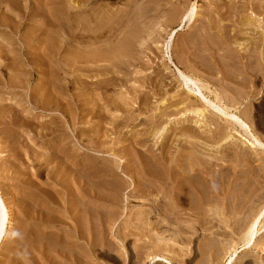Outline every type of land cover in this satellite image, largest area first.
<instances>
[{
    "label": "rangeland",
    "instance_id": "obj_1",
    "mask_svg": "<svg viewBox=\"0 0 264 264\" xmlns=\"http://www.w3.org/2000/svg\"><path fill=\"white\" fill-rule=\"evenodd\" d=\"M3 1L1 2L2 4L0 3V21H1L0 22V45L1 46L3 45L6 50H3V52H1L2 49L0 48V59H2L1 61L6 60V58L10 56L8 53L10 52L11 56H14L18 59L20 58L21 60L24 59L26 63L28 64L27 70H25L24 72L25 73L24 76L28 78L29 89L26 90L28 87H26V89L16 88L17 93L13 95L14 96L13 98L17 97L15 99L17 102L24 101L26 105H27L26 101L30 100L31 90L39 87L40 85H42L43 82L46 81V78L44 76L46 73L49 72V69H50V67L48 66L49 63H52V69L50 70H53L56 67L55 69L56 70L58 69V72H61L59 68H62L64 64L63 62L66 61V59L68 58L71 59V56L69 55L72 52L79 50V48H74V49L73 48L71 49L62 48V49H58L57 51L55 49H52L53 51L50 50L51 52H49L51 53V56L47 54V52H44L43 48H45V46L48 45L47 42L49 40L55 41L54 39L56 40L57 38L60 39L59 36L57 37V34H55V31L56 33L58 31H61V34H64L66 37H68V40H70L71 36L67 34H70L71 33L70 31L72 29L77 28L78 23H79L78 25L84 23V22H81V19H84L82 21H85L87 23L89 21L88 25H90L91 27L93 25L96 26V25L102 24L105 20H107L108 16H110V18L115 17V18H118V20L120 21L123 20L122 22H125V23L123 24V26H121L120 30H116V33L111 32L110 34L112 35L110 34L106 35L108 36V44L104 48H106L107 50H112L113 48L117 47L120 43L119 41L125 35H127L126 31L128 30V26L133 24V21L136 18V15L140 13H144L143 15L146 17L148 24L146 26V29L144 31L145 33L143 34L142 39L140 38L138 39V41L136 40L137 43L135 42V44H133L134 51L132 50L130 54H132L134 58L131 60L135 62L138 61V62H137V66L133 65L132 67L127 69L130 71H133L128 76L130 80H128L127 85L126 84L121 85L120 87H117L118 89L115 88V90L100 88L99 90L97 89V91L95 90L96 92L94 94L92 93L91 96L92 95L93 96L90 97L91 99L96 98L98 97L99 94H101L107 97L113 96V98L114 97L116 98V97H121V94L122 95L129 94L128 92L129 90L133 88V86L135 87L136 85H139V83L137 82V79L138 80L146 79L148 75L150 77L158 76V72L167 73L171 71L172 72L171 74L173 75L174 72H176V69L171 64H169V66L167 65V60L169 61V59L167 56L168 54L166 53L167 52L166 45H167L168 40L170 39V35L175 32L174 33V37H175L174 44L175 45L173 46V55L175 58L174 60L178 61V59L180 58L179 60L185 61L186 55L184 54L185 52L183 50L184 43L189 42L190 39H194L195 36L199 34L197 32H201L200 30L201 28L202 29L206 28L209 25L208 19L206 18V16H207V11L212 6L210 4L211 3L210 1L212 0H188L187 3H186V0H91V1L89 0H59V1L58 0H19V1L12 0L13 3H15L14 4L15 6L13 10L12 9L9 10L10 8L9 6H7V3H6L9 1H5V2ZM83 2H85V4ZM194 4L198 7V12H199L198 18L200 17L199 21L193 28L191 27V29L185 28L183 30H178L179 28H181V25L179 23L180 19L178 17L179 13H180L179 16H182V14H185L187 10L190 9ZM149 6L154 9L151 11L152 8H150L149 10L148 9ZM139 11L141 12L139 13ZM145 11L149 13L147 14ZM135 12H137L138 14ZM260 12L261 10L254 9V16L255 14L257 15L256 18H259V16H262L261 15L262 13L260 14ZM6 13H8V15ZM217 17L218 15L216 16L215 14L214 15L215 19L212 18V20L216 21ZM5 21H7V23ZM169 21L170 23L174 21L175 22L171 26L169 24ZM163 22L165 23L163 24ZM257 24L259 25V23L257 22L255 26ZM255 26L251 30V34H252V37H254L255 35L256 37L255 40H257L258 38L262 37L261 33H262L263 26L260 28H258L257 26L255 27ZM30 27L31 29H29ZM232 27H235V25L234 26L232 25ZM12 29H15V30L12 31ZM52 29L54 30V32ZM63 29H65V31ZM67 30H68V33H67ZM242 30L244 29L242 28ZM191 42H193V40ZM103 43L106 44L107 41L106 42L100 41V42L94 43L90 47L95 48L101 45L103 46ZM233 49L231 50L232 52L230 54L228 52V49H225L224 51L223 49L222 50L220 49L219 50L220 52L218 51L220 54L225 53L227 56H229L227 58V56L224 55L225 57L224 56L223 57L227 60H223L224 58H222V60L224 61L223 65L227 64L224 67L225 69L227 68L230 71L234 69L233 72L231 71L232 73L226 69L227 72H224V73L221 70H220L221 72L217 70L214 73L215 75H209L208 72H207L208 74L207 75L205 74L206 71H203V69H200V67H199V71L201 72L196 70L197 67L196 69H194L195 70L194 72L198 71V73L197 72L196 73L201 78L205 77L204 79L207 80V81L205 80V82H207L212 89L217 90V92H220L222 94L229 93L227 94V96L231 95L230 97L232 98H235V96H237L236 97V108L238 107V110H241V116H243L248 121L250 125L249 130L244 131V129L241 127L236 128L235 125L233 126V124L230 121H228V120H233L232 119L233 117L229 113H224L212 107L209 108V111L207 113L208 115H210V116H207L208 118L206 117L203 119L202 116L199 117L200 116L199 114L197 116L196 113H193V114L191 113L192 121L191 123H188V124H190L189 126L195 127L194 129H196L197 127V129L200 128L204 132L203 133L204 137L201 138L197 136V138L198 137L201 138L200 139L201 141L199 140V138L197 139L194 136L193 138L191 137L192 139L195 138L194 141H197V142L200 141L201 144H203L202 142L206 144H211L210 141H206L207 138H205V136L206 137L209 136L210 128L216 127L217 123H218L217 129H220V128L225 129L223 130V132L227 133L228 131V134L233 135L234 141L231 138H230L231 140L229 139L232 145H230V150H229L230 152H228L229 153L228 156L226 155L225 157V154L223 153L225 150L228 151V149L224 148L223 146L222 148L221 146H219L220 145L219 144L216 147H212V151L206 150L207 155L206 154L204 155V157L206 156V159L205 158L203 159L208 160V159L213 158L212 160H217V163H219L225 168L224 170L227 175L225 180L220 175L221 174L220 170H222V168L220 169V166L215 167V165H212V167L210 168H212L214 172H209V173L215 174V175L218 174V176L221 177L220 179L224 180V182L223 181L221 182L219 180L220 181L219 185L224 183L223 184L225 185L224 187H226V189L228 187L229 190L225 191V193L229 197L228 202H231L234 199L233 196L236 194L234 196L236 200L230 203L232 204L236 202V206H237L236 216L234 214H231L232 212L231 211L229 212V210L227 213L226 212L224 213L225 209L223 210V208L225 207L224 205L226 204H224L223 202H226L227 199L224 193L222 194L220 193L219 194V199H220L219 204L220 205H218L220 206V208L219 207L218 208L219 209L222 208V210L219 213H217L219 214L218 216L217 214L210 216L211 217L210 219H213V220H210L207 218L206 220L202 219L203 220L202 221L203 223H202L199 219L194 220L195 219L194 217H196L195 215L193 216L190 215L188 216V217H191L190 220L194 218L191 221H194V222L196 221L195 223L192 222L194 223L192 224L189 218L187 220V217H186V220L188 222L190 221L189 224L190 225L192 224L191 225L192 227H190L188 226L189 225L188 222H186L188 224L187 225L183 220H179V218L178 220L180 222L178 220L177 222L176 218H174L175 220L167 219L168 220L167 221L165 216L163 215L161 216L165 218V219L163 218L164 219L163 220L162 218H160V215L155 214L150 220V222H153L152 228L150 226V229H152L151 233L154 235L150 236L152 235L150 233V235L148 236L146 233L141 232L139 229L136 230V228L140 227V226L138 227L140 223H141L140 225H142V222H140V218L138 216L130 217L129 213L132 211L131 209H134L137 212L145 210L146 209L145 207L148 208V205L152 200L149 202L144 197H142L143 199L138 197V198H135L136 201H132V203H128V200H127L128 191L124 190L122 191V193H120V196L118 195L120 197V201L119 200L118 201L121 202V204L119 203L114 204V202L112 203L109 201V198L110 199L113 198V197H110V196H113L112 195L113 192L109 190L108 187L105 188V186H107V184L105 183L107 182V179L103 180L104 177H100V175L103 173L101 174L98 173V175H96V181L94 180L95 181L94 185L95 184L96 185L93 187L95 189L97 186L96 188L97 190L96 189L94 190L95 198L92 202L91 208H92L93 214H96V215H94L95 218H92L93 219L92 226H94L92 230L94 231L92 235L90 234L92 237L90 240L91 242H90L89 241L90 235L89 233H87L88 230L87 228H85V224H84L85 223V220H84V208L85 207L81 205V206H77L78 208L75 210L72 209L75 201H73L74 192L72 193L70 191V183L68 182L70 178V173L69 172H68L69 174L65 173L63 177V180H64L63 186L55 185L53 180H50L47 178L46 176L47 174L42 175V176L38 175L37 169L39 167V161H38L39 159L36 161L34 159V156L38 154L39 156H41L39 157L40 160H42L44 157H46L45 155L47 154V152L49 153L50 150H48L46 147L41 145L40 141L36 143L31 142L33 141V139L30 138L32 137V133L30 129H22V128H19L18 125H15L16 128L9 131V128L8 129L6 128V126L8 127L9 125L7 124V122H5L4 118L0 117L2 119V120L0 119V125H1L0 126V129H1L0 130V168H1L0 169V188L2 190L3 196L5 200L7 201L10 209H12L13 220L15 219L13 221L14 222L13 229L10 231L9 236L5 238L4 241L0 244V263L1 264H35V263L36 264H167L159 260H156L155 258L152 257L156 254V253L153 254L152 252H157V253L160 252V254L169 256V258L172 260L171 262L172 264H264V227H263L264 219L259 226L260 231L258 232V236H257L258 242H256L253 247L249 249H245L244 251H241L242 243L244 240L243 237H244V232H245V224H246V221H248L247 219H249L248 217L250 216V219H249L250 221L252 218L255 217V214H258L261 211V209L264 207V73L260 71V68L262 69L264 67V56L262 57L260 55V52H258L260 51L259 48L254 50L253 51L254 57H252L251 62H250L254 64L253 65L251 64L250 66L251 68L254 66V68L252 69L255 72L253 73L252 71V73L250 72L245 73L241 71L240 66L242 68L243 66L242 61L245 62L247 59L245 58L241 62L240 60L237 61L236 59H238L237 57H239L238 55L240 54L237 52L236 46H233ZM135 58H137L138 60ZM33 59L35 63L31 64ZM187 62L185 61V63ZM208 62L210 61L208 60ZM188 63H187V66L191 67L190 66L191 63L190 62ZM240 63L241 65H238ZM180 66L185 68V66H182L181 64ZM233 66L236 67V69ZM237 68L241 71V73ZM256 69L259 70V72ZM235 70H238L236 71L237 73L236 74V84L233 80L227 81L224 79V78H228L227 76L229 77L234 76ZM7 73L9 75L11 72L9 73L8 71ZM164 73H163V76L165 75ZM242 73L244 74L245 77L243 76ZM8 75L6 74L5 75L6 77L3 76L4 80L6 79L5 81L8 80L7 79L9 77ZM62 76H67V75L62 73ZM145 76L147 77L145 78ZM170 78L174 80L175 76L173 75V77H170ZM212 79L214 80L212 81ZM224 80L226 82L225 86L223 85L225 83ZM62 83L60 82V84ZM173 83L174 84H171V86H166V88L169 87L170 89V90L167 89L168 91H170L169 94L174 93L175 90L178 89L179 84H180L177 80L174 81ZM227 83L228 85L230 84L229 87L231 86L230 88H228V90H227V87H228ZM141 86L142 87L140 88H144L145 90L146 89L150 90V93L152 94L153 92H155L154 89L151 90L153 87L147 88L145 84H142ZM225 87H226L227 92L225 91ZM5 90L6 89L2 90V92L3 91L5 92ZM6 92L4 94H6ZM66 95L67 93L62 94V96L64 97V102L68 99V95L67 96ZM206 95H208L207 92H206ZM157 97H152L154 101L153 103H151L152 106H156L160 104L161 99H158ZM211 98L213 99V97ZM202 101L205 104H207L204 99ZM132 105L137 106L136 103ZM27 106H29V104ZM30 106H32L31 103H30ZM232 110L233 112H236L235 109H232ZM35 112L37 113V116L28 114V116L30 117H28L27 122H31L32 124L39 123L38 125L37 124L33 125L34 127L37 126L39 130H40V127L47 128L52 125V122L54 120L52 118H54L55 117L54 115H56V114L53 115L55 111L53 110H50V111L37 110L36 111L35 110ZM144 112L142 110L140 112L141 114L139 112L131 113L130 119L132 118V120L129 122L130 124L124 122L127 127H125V124L123 122L121 123L119 128H122L125 134L129 132L127 134L129 136L130 134H132L131 131L134 132V134H136L134 135L133 138H129L130 140L129 139L125 140V142L123 141L121 144H119L121 148H124L126 146L127 147L135 146L137 144V141L144 139L145 138L144 134L150 131V128L149 127L147 128V125L145 123L147 122L146 120H148L147 118H150L153 114L151 112H149L148 114H145ZM229 112H232V111H229ZM58 113L59 115L62 114L60 112ZM245 113L247 117L245 116ZM61 116H63V114ZM113 116L116 117L117 115L113 113L108 120L115 119V117ZM174 116H178V114L176 115L174 114ZM30 118H32L33 120L32 119L30 120ZM64 119H67V117ZM197 119L199 120L200 123L198 122ZM1 122H3L4 124ZM147 123L149 124L150 121H148ZM201 123H202V126H201ZM4 125H6L5 128H4ZM182 125L184 126V124ZM182 125H179V126L182 127ZM108 126L110 125L108 124ZM97 127L98 126H96L95 128ZM222 129L218 135L223 134ZM175 131L176 132L179 131L178 128ZM178 134L180 136V133ZM111 135L112 136H110L109 134L108 136L109 140L110 138L111 139L114 138L116 136V133L113 134L111 132ZM255 136L258 138V140H260L261 143L256 141ZM151 137L152 136H150V138L149 137L145 138L147 142L152 141ZM47 138H50V135H47L45 140H47ZM203 139L206 142L203 141ZM111 142L110 144H108V146H106V149L104 150L106 153L104 151H98V150L97 152L99 153L97 152L95 153L97 155H101L100 158L98 157V159H96V162L98 166L101 165L100 167L107 168L108 171L107 170L106 172L104 171V174L105 173L107 174L108 172L107 175H110L109 174L110 173L109 169L111 168L110 166L113 167L114 165L115 167L117 160L119 159L117 156L115 157V155L108 154L114 148L113 147L114 144L112 145ZM178 142L179 140H174V142H172L173 145L171 147H172L173 152L175 153H177L180 149H183L181 142L179 143ZM170 143H171V140L169 141V144L167 147L168 149H169ZM222 145H223V142H222ZM83 147L84 146L82 144H80L79 142H76V145L73 147V150L67 154L69 156V154L71 155L73 153L71 164L77 163L78 161L82 160L84 157L87 156L86 152L88 150L85 147L84 148ZM217 147L218 148L220 147V148L218 149ZM215 148L217 150H215ZM219 150L221 153L219 152ZM159 151L160 149L157 150V152ZM217 151H218V154H217ZM121 153L122 152L120 151L119 155ZM222 153L224 155H222ZM105 156L107 157L104 158ZM216 156H218L220 159H216L217 158ZM64 157L66 159L67 156L65 155ZM102 157L104 160L102 159ZM64 162H63L64 165H68L67 161H64ZM103 163H106V164L109 163V164L107 166V165H104ZM130 164H132V162ZM224 164L226 166H224ZM54 165H55V162L54 163L52 162L49 165V168H52V166ZM118 173L115 175V177H113L114 179H111L112 181L114 180L113 182L112 181H110V183L108 182L109 184H112V183L113 185H116V184L118 185L119 183L123 184L124 180L129 179V178H126V176H124L123 172L120 173L119 171ZM209 178L212 179V175L209 174ZM209 178H207L208 181L210 180ZM211 181L212 180H210L209 182L211 183ZM209 182H207V184ZM230 184H232V186ZM101 188H104V189H101ZM107 190H109V192ZM53 193H56L57 195ZM48 194L51 197V200ZM53 196L55 197L52 198ZM54 199L56 200L57 203L55 202ZM114 199H111V201L112 200L115 201ZM230 199L232 200L230 201ZM58 201H59V204H58ZM151 203H150V206H151ZM112 210L116 212L115 214L116 216L112 215L111 213L113 212ZM225 211H227V209ZM48 213H51V214H48ZM58 214L60 218L57 216ZM230 214L232 216H230ZM213 216H216V218H213ZM56 217L60 219V221L56 224L57 226H54L51 221L52 219ZM77 219L80 220L79 221L80 229H79V226L76 225L78 221ZM249 221L247 222V225ZM31 226H33L36 229V233H37V230L41 232V233L39 232L37 236H33L36 238H32L31 234H34L35 229ZM154 227H158V228L156 229ZM205 228L206 230H204ZM56 230H59L58 232L61 235L63 234L62 238L60 239L61 241L59 240L60 243L58 242L59 244L57 245L55 244L56 242L55 237H53V235L51 234L53 231H56ZM129 231L130 233H128ZM42 232H44L46 235H44ZM21 235L22 236L25 235L23 236L25 237L23 241L20 240L22 238ZM178 235H181V236H178ZM43 237L47 239H43ZM152 237H155L156 240H158V242L160 241L159 239L161 240L167 239L168 241L171 240L172 243L168 242L167 240H166L167 242L163 240L164 242L162 243L161 241L160 243L158 242L155 243L154 245L156 246L154 245H152L153 247L151 245L148 246L147 247L148 250L144 249L143 246L149 239H152ZM42 241L44 243H42ZM18 245L19 247H21L20 249L21 252L19 250L17 254L15 251ZM162 246L165 248L163 249ZM169 246L170 247L172 246V247L169 249L168 248ZM140 248L144 250L141 251ZM158 248L160 249L162 248V249L159 251ZM236 251L238 253V256H236ZM148 253L152 255L148 257L149 255Z\"/></svg>",
    "mask_w": 264,
    "mask_h": 264
},
{
    "label": "bare ground",
    "instance_id": "obj_2",
    "mask_svg": "<svg viewBox=\"0 0 264 264\" xmlns=\"http://www.w3.org/2000/svg\"><path fill=\"white\" fill-rule=\"evenodd\" d=\"M2 1L3 0H0V3ZM5 1H9V2H6L7 6H9V8H10L9 10H11V9L13 10L15 3H13L12 0H5ZM5 1H3V2H5ZM89 1H91V0H89ZM187 1L188 0H186V3H187ZM210 2H211L210 4L212 6L210 5L211 7L207 11V16H206V18L208 19L209 25L203 29L200 27L201 32H197V33H199L198 35L195 33L197 36H195V38L192 37L194 39H190L191 41L193 40V42H191L188 39L189 42L184 43V49L183 50L185 52L184 54L186 55L185 61L190 62L191 67L187 66L188 62L185 63V61L179 60L180 58L178 59V61L174 60L175 59L174 55H173V46L175 45L174 44L175 43V37H174L175 32H174L173 34L170 35V39L168 40L167 45H166L167 46V52L166 53L168 54L167 56L169 59V61L167 60V65L169 66V64H171L176 69V72H174V74H173L175 76L174 80L172 78H170V77H173V75L171 74L172 73L171 71L167 72V73L163 72L165 74L164 76H163L162 72H161L162 74L160 72H158V76H154V77H150L148 75V77L145 76V78L147 77L146 79H139V80L137 79V82L139 83V85H136L135 87L133 86V88L131 90H129V92H128L129 94L126 95L124 92L125 95L121 94V97H116V98L114 97L113 98V96L107 97L105 95L99 94L98 97H96V98H92V99L90 98L93 96V95L91 96V94L92 93L94 94L97 91V89L99 90L100 88L101 89L105 88V89L115 90V88L120 87L121 85H124V84L127 85L128 80H130V78L128 76L133 71H130L127 69L132 67L133 65L137 66V62H138V61L135 62V61L131 60L134 57L130 53L134 49L133 44H135L136 40L138 41V39H140V38L142 39L143 34L145 33L144 31L146 29V26L148 24L146 17L143 15L144 13H140L141 11H139L140 14L137 13L138 11L135 12L138 15H136V18L134 19L133 24L128 26V30L126 31L127 35H125L122 38L123 40L120 38L121 40L119 41L120 42L119 45L117 47L113 48L112 50H107L106 48H104L108 44V36H106V35L110 34L111 32L116 33V30L121 29V26H123V24L125 22H122L123 20L122 21L118 20V18L114 17L115 18L114 19L112 17L113 18L112 19V18H110V16L107 15L108 16L107 20H105L100 25H96V26L93 25L95 27H93V26L90 27V25H88L89 21L87 23L85 21H82L84 19H81V22H84V23H82L80 25H78L79 24L78 23L77 28H74V29L71 28L72 29L70 31L71 33L67 34V35L71 36L70 40H68V37H66L64 34H61V31H58L59 33L58 32L56 33V31H55V34H57V37L59 36L60 39H58V38H57V40L54 39L55 41L49 40L50 42L49 41L47 42L48 45H46L45 48H43L44 52H47V54H49L51 56V53H49V52L53 51L52 49H55L57 51L58 49H62V48H67V49L79 48V50H76V51L72 52L71 54L69 53L70 54L69 56H71V59H69V58L66 59V61L63 62L64 64H63L62 68H59V66H58V68L61 70V72H58V69L57 70L55 69L56 67L53 70H50V69H52V63H49V65H48L50 67L49 72L46 73L44 76L46 78V81L43 82L42 85H40L39 87L31 90L30 100L26 101L27 105L29 104V106H27L24 101H18L17 102L15 100L17 97L13 98L14 97L13 95H15L17 93L16 88L26 89V87H28L26 90L29 89L28 78H26L24 76L25 75L24 72H25V70H27L28 64L26 63V61L24 59L21 60L20 58L18 59L14 56H11V53L8 51L7 52L9 53L10 56L8 58H6V60H3V61H1L2 59H0V117L4 118L5 122H7V124L9 125L8 127L6 125H4V128L6 126V128L7 129L9 128V131H11V130L16 128L15 125H18L19 128L30 129V131L32 133V137H30V138L33 139V141H31V142L36 143V142L40 141L41 145H43L48 150H50L49 153L46 151L47 152V154L45 155L46 157H44L42 160H40L39 157H41V156H39L37 153H36L37 155L34 156V159L36 161L39 159L38 160L39 161V167L37 169L38 175L42 176V175L47 174L46 175L47 178L50 180H53L55 185L63 186V181H64L63 177H64L65 173H67V174L70 173V178H69L68 182L70 183V191L72 193L74 192L73 193L74 195L73 194L72 195H73V199H74L73 201H75L72 209L75 210L78 208L77 206H81V205L85 207L84 208V220H85L84 224H85V228H87V230H88L87 233H89V235L90 234L92 235V233L94 231V230H92V228L94 227V226H92V224H93L92 218H95L94 215H96V214H93L91 207H92V202L95 198L94 197V190L97 188V186L95 189L93 187L96 185V184L94 185V182L96 181V175H98V173L99 174L103 173L100 175V177H104L103 180L107 179V182H105L107 184V186H105V188L108 187L109 190H111L113 192V194H112L113 196H110V197H113L111 199L115 198L114 199L115 201H113V200L111 201V199L109 198L110 202H112V203L114 202V204L115 203L121 204V202H119L120 201L119 196H120V193H122V191H124V190L128 191L127 192L129 195V196L127 195L128 203H132V201H136L135 198H138V197L139 198L144 197L149 202L152 200L151 201L152 203L150 202L151 206H150V203H149V205L147 204L148 208L145 207L146 208L145 210L137 212L136 210L131 209L132 211L129 213L130 215L128 214L130 217L131 216H133V217L138 216L140 218V222H142V225H140L141 224L140 223L138 225V227L139 226L140 227L136 228V230L139 229L141 232L146 233L148 236L150 235V233L152 231V229H150V226L152 228V225H153V222H150V220L155 214L160 215V218H162V219L164 217H161V216L162 215L165 216L166 220L167 219L168 220H172V219L175 220L174 218H176V221H177L179 218V220H183L185 223L188 222L187 221L188 218L190 220L191 217H188L190 215L191 216L195 215L197 218L194 217L195 219L194 218L193 219L194 220L199 219L201 222L203 221L202 219H205V220H206V218L210 219L211 218L210 216H212L214 214L216 215L217 213H219L222 210V208L219 209L220 206H218V205H220L219 204L220 203V199H219L220 193L221 194L224 193L226 195V199H227V200L225 199L226 202H223L224 204H226V205H224L225 207L223 208V210L227 209V211L224 210V213L225 212L227 213L229 210V212L230 211L232 212L231 214H234L236 216V207H237L236 202L230 204L231 202H234L236 200L234 197L236 195L235 194L236 191L234 192V194H235L233 196L234 199L231 197L233 200L230 199V201L231 200L232 201L228 202L229 197L225 193L226 190H229L228 187L226 189V187H224L225 185H223L224 183L219 185L220 181L224 182V180L226 179L227 175H226V172L224 170L225 168L222 165H220L219 163H217V160H212L213 158L208 159L209 161L203 159V158L206 159V156L204 157V155L206 154V150L212 151V147H216L219 144H220L219 146H221V147L223 146L224 148L228 149V151L225 150L223 152L225 154V157H226V155L228 156V154H229L228 152H230L229 151L230 145H232L230 140L231 139L233 140V135L228 134V131H227V133L223 132V130H225V129H222V128L217 129V127H218V123H217L216 127H214V128L209 127L210 128L209 136L208 137L205 136V138H207L206 141H210L211 144H206L204 142H202L203 144H201L200 139L202 137H204V134H203L204 132L200 128L197 129V127H196L197 130L194 129L195 127L189 126L190 124H188V123H191V121H192L191 115L193 113H196L197 116L199 114L200 115L199 117L202 116L203 119L206 118L207 116H210L207 113L209 111V108L212 107V108H214L216 110H220L224 113H229L233 117L232 118L233 120H228V121H230L233 124V126L235 125L236 128L241 127L244 129V131L249 130L250 125H249L248 121L243 116H241V110H238V107L236 108V97L237 96H235V98H232V97H230L231 95L227 96V94H229V93L222 94L220 92H217V90L212 89L210 87V85L207 82H205V80H206V79H204L205 77H202L203 78L202 79L197 73L199 71V67H200V69H203V71H206L205 74H207V72H208L209 75H215L214 73L217 70H219V71L221 70V71H223V73L227 72L226 71L227 68L226 69L224 68L227 64L223 65V63H224L223 60H227L224 58L225 57L224 55H226V54L225 53L220 54L219 50L223 49V51H224L225 49H228V52L230 54L232 52L231 50L233 49V46H236V50L240 54V55H238L239 57H237L238 59H236L237 61L240 60V62H241L245 58L247 59L245 62L242 61L243 66H242V68L240 66L241 71H243L245 73L246 72L252 73V71H253L252 68H254V66L251 68L250 65L251 64L253 65L254 63H250V62H251L252 57H254L253 51L259 48L260 51H258V52H260V55L262 57L264 56V0H227V1L226 0H212ZM83 3L85 4V2H83ZM185 6H186V4H185ZM146 7H147V5H146ZM150 8H152V7L149 6L148 9L150 10ZM153 9L154 8H152L151 11ZM222 9H223V11H222ZM254 9L261 10L260 14L262 13L261 14L262 16H259V18H256L257 15L255 14V16H254ZM47 10H49V9H47ZM138 10H140V9H138ZM179 12H177V13H179ZM6 14L8 15V13H6ZM215 14H216V16L218 15V17L216 18V21L212 20V18H214ZM179 15H180V13H179ZM179 15H178V17L180 19L179 23L181 25V28H179L178 30H183L185 28L191 29V27L193 28L197 24V22L199 21V18H200V17L198 18V16H199L198 7L195 4L190 9H188L185 14H182V16H179ZM5 22L7 23V21H5ZM16 22H17V20H16ZM174 22L170 23V21H169V24L172 26L174 24ZM257 22L259 23V25L257 24L258 26L256 25L258 28L263 26L262 33H261L262 37L258 38L257 39L258 41L255 40L256 39L255 35H254V37H252V34H251V30L253 29V27L255 26V24ZM164 23L165 22H163V24ZM4 25H5V23H4ZM232 25L233 26L235 25V27H232ZM242 28L244 30H242ZM29 29H31V27ZM13 30H15V29H12V31ZM55 30H56V28H55ZM63 30L65 31V29H63ZM53 32H54V30H53ZM50 33H52V32H50ZM67 33H68V30H67ZM110 35H112V34H110ZM100 41L101 42L107 41V43L106 44L103 43V46L101 45V46L95 47V48L90 47L94 43H97ZM15 42H16V40H15ZM190 43H192V44H190ZM18 47H17V49H18ZM182 47H183V45H182ZM0 48L2 49L1 52H3V50H6L3 45L2 46L0 45ZM228 57L229 56H227V58ZM222 58H224V59L222 60ZM135 59H137V58H135ZM208 60L210 62H208ZM29 61H30V59H29ZM34 63L35 62L33 59L31 64H34ZM233 63H235V62H233ZM180 64L182 66H185V68L181 67ZM238 65H241V63ZM258 65H260V64H258ZM193 67H195V68H193ZM196 67H197V69H196ZM234 68L236 69V67H234ZM183 69H185V70H183ZM194 69L198 70V71H196L197 73L194 72L195 71ZM258 69H259V67H258ZM238 70H235L234 76H232V77L227 76L228 78H224V79L227 81L233 80L236 84V74H237L236 71H238ZM8 71H9V73L11 72L9 75L7 73ZM228 71H230V70H228ZM231 71L233 72L234 69ZM241 71H240V73H241ZM257 71L259 72V70H257ZM260 71H262L264 73V67L262 69L260 68ZM199 72H201V71H199ZM254 72L255 71H253V73ZM62 73L66 74L67 76H62ZM6 74L9 76L7 78L8 79L7 81H5L6 79L4 80V78H3V76H5ZM243 76H244V74H243ZM207 77H209V76H207ZM97 78H98V80H97ZM214 79H212V81ZM176 80L180 83L179 87L177 90H175L174 93L169 94L170 91L167 90V89H169V87L166 88V86H171V84H174L173 82ZM225 80H224V82H225ZM60 82L61 83L63 82V83L60 84ZM142 84H145L147 88L153 87L151 90L154 89L155 92H153V94H152V93H150V90H147V89L145 90L144 88H140V87H142L141 86ZM225 84H226V82L223 85L225 86ZM229 85L227 83V86H228V87L226 86L227 90H228V88L231 87V86L229 87ZM226 87H225V91H226ZM4 89H6L5 92L7 91L6 94H4L5 93L4 91L2 92V90H4ZM231 89H233V88H231ZM206 92L208 93V95H206ZM64 93H67V95H68V99L65 102H64V97L62 96V94H64ZM122 96H124V97H122ZM152 97H157L158 99H161L160 104H158L156 106H152L151 103L154 102ZM211 97H213V99ZM87 99H88V101H87ZM89 99H91V100H89ZM203 99L205 100V102L208 105L202 101ZM11 102H13V103H11ZM30 103L32 104V106H30ZM134 103H136L137 106H133L132 104H134ZM166 105H168V106H166ZM232 109H235L236 112H233ZM35 110L36 111L37 110H39V111L40 110L41 111L42 110L43 111H50V110L55 111L53 113V115L54 114H56V115H54L55 117L52 118V119H54L52 122V125L50 124L51 126H49L47 128L46 127L45 128L40 127V130H39L37 128V126H35V127L33 126L37 123L32 124L31 122H27L28 117H30V116H28V114H30V115L32 114V115L37 116V113L35 112ZM142 110H143V112L145 111L144 112L145 114H148L149 112H151L153 114L151 116L152 118L151 117L147 118L148 115L146 117L148 119L146 121L147 122L150 121V123L148 124L146 122L145 124L147 125V128L148 127L150 128V131L147 132L146 134H144L145 138H148V137L150 138V136H152L151 140L153 142L150 140H148V141H150L152 143L147 142V140L144 138V139L137 141V144L133 147L132 146H128V147L126 146L124 148H121L119 144H121L123 141L125 142V140H128L129 138H133L134 135H136L132 131H131L132 134H130L129 136L127 135L129 132H127V134H125L123 129L119 128L121 123L122 122L123 123L124 122L129 123L132 120V118L130 119L131 113H133V112H139L140 113ZM229 111H232V112H229ZM58 112L62 113L63 116H61L62 114L59 115ZM113 113L117 115L116 117L113 116V117H115V119H111L112 121L108 120ZM174 114L175 115L178 114V116H174ZM242 115H244V114H242ZM194 116H193V118H194ZM245 116H246V113H245ZM62 117H64V118L67 117V119H64ZM31 119L32 118H30V120ZM20 121H21V123H20ZM198 122H199V120H198ZM1 123H3V122H1ZM202 123H201V126H202ZM108 124L110 126H108ZM182 124H184V126ZM187 124H188V126H187ZM179 125H182V127H180ZM96 126H98V127L95 128ZM206 126H207V124H206ZM125 127H127L126 124H125ZM177 128L179 131L176 132L175 130ZM221 129H222L223 134L218 135L221 132ZM200 130H201V132H200ZM111 132L113 134L116 133V136L112 139L109 137L110 138V140H109L108 136H109V134H110V136H112ZM196 132H197V134H196ZM178 133H180V136ZM47 135H50V138H47V140H45ZM146 136H148V137H146ZM193 136L195 138H197V136L201 137V138L198 137L200 141H198V142L194 141L195 138L192 139ZM75 137L77 140L75 139ZM255 138H256V141L260 142V140H258V138L256 136H255ZM204 139H203V141H205ZM170 140H171V143H170V146L168 149L167 147H168ZM174 140H179V142H181L182 147H183V149H180L177 153L173 152L172 147H171L173 145L172 142H174ZM76 142H79L88 150L86 152L87 156L84 157L82 160L78 161L77 163L71 164L72 163L71 161L73 158V153L71 155L69 154V156L67 154L73 150V147L76 145ZM110 142L112 143V145L114 144L113 145L114 148L112 149L113 152L109 151L110 153H108V154L115 155V157L117 156L119 159L117 160V163L115 165L116 168L114 167V165H113V167L109 165L111 168L110 169L108 168V169L110 172L109 174L111 176L107 175L108 174V172H107V174L105 173L107 176L106 177L104 174V171L106 172L107 168H102V167H100L101 165L100 166L97 165L96 159H98V157L100 158L101 155H97L95 153L97 152V150L98 151H104L106 149V146H108V144H110ZM222 142H223V145H222ZM17 144H19V143H17ZM207 145H208V147H207ZM30 146H32V145H30ZM159 149H160V151L157 152V150H159ZM215 150H217V149L215 148ZM220 150H222V149H220ZM220 150H219V152H220ZM120 151L122 153L119 155ZM34 153H35V151H34ZM97 153H99V152H97ZM223 153H222V155H224ZM217 154H218V151H217ZM65 155L67 156L66 159L64 157ZM106 157L107 156H105L104 158H106ZM213 157H215V156H213ZM216 157H217L216 159H220L218 156H216ZM102 159H103V157H102ZM64 161H67L68 165H64L63 164ZM112 161H113V159H112ZM52 162L53 163L55 162V165L52 166V168H49V165ZM115 162H116V160H115ZM131 162H132V164H130ZM29 163H30V161H29ZM106 163H103V164L108 166L109 163L108 164H106ZM208 164H209V166H208ZM212 165H215V167L220 166V169L222 168V170H220L221 171L220 175L222 176V178L224 180L220 179L221 177L218 176V174L215 175V174L209 173V172H214V170L212 168H210V167H212ZM224 166H226V165L224 164ZM209 169H211V170H209ZM46 171H47V173H46ZM119 171H120V173L123 172L124 176H126V178H129V179L125 178L126 180H124L123 184L122 183L121 184L119 183L118 185L117 184L113 185V183L109 184L110 181H112L111 179H114L113 177H115V175ZM209 174L212 175V179L209 178ZM207 178L212 180L211 183L209 182L210 180L209 181L207 180ZM100 179H102V178H100ZM206 181L209 183L207 184ZM116 182H117V180H116ZM213 184L217 185V187L213 188ZM230 185L232 186V184H230ZM101 189H104V188H101ZM231 189H233V188H231ZM109 190H107V191L109 192ZM31 191H33V190H31ZM56 191H57V189H56ZM104 191H106V190H104ZM44 192H46V191H44ZM56 193H53V194H56ZM48 196H49V194H48ZM55 196H53L52 198H54ZM217 199H218V201H217ZM50 200H51V197H50ZM55 202H56V200H55ZM58 204H59V201H58ZM60 205H62V204H60ZM221 205H223V204H221ZM117 208H118V206H117ZM112 211H113V212H111L112 215H115L116 212L114 210H112ZM122 212H121V214H122ZM48 214H51V213H48ZM59 214L57 215L58 217H59ZM231 214H230V216H232ZM117 215H119V214H117ZM218 215L219 214H217V216ZM186 217H187V220H186ZM228 217H229V215H228ZM213 218H216V216H213ZM248 218L250 219V216ZM193 219H191V220H193ZM249 219H247V220L249 221ZM263 219H264V207L261 209V211L258 214H255V217L249 221L248 225H247L248 221H246L245 232H244V237H243L244 240L242 243V250L241 251H244L245 249H249V248L253 247L255 245V243L258 242L257 236H258V232L260 231L259 226H260L261 222L263 221ZM14 220L12 217V209H10L7 201L5 200V198L3 196L2 190L0 188V244L4 241L5 238H7L9 236L10 231L13 229V226H14V222H13ZM210 220H213V219H210ZM59 221H60V219H58L56 217V218L52 219L51 222L54 226H57L56 224ZM79 221L80 220L77 221L76 225L79 226V229H80ZM190 221L188 222V224L190 223ZM192 222H194V221H191V223ZM194 223H192V224H194ZM84 224H83V226H84ZM191 225L189 224L188 226L192 227ZM31 227H33V226H31ZM158 227H154V228L157 229ZM41 230H42V228H41ZM204 230H206V228ZM58 231L59 230H56V231H53L51 233L53 235V237H55V240L57 242V243L55 242L56 245L60 243L59 240L62 238V235H63V234L61 235ZM39 232L40 231L37 230V233H36V229H35L34 234H31L32 238H36L33 236H37V234H39ZM44 232H42V233L44 235H46L45 234L46 232L45 233ZM35 233H36V235H35ZM128 233H130V231ZM182 233H184V232H182ZM23 234H25V233H23ZM52 235H50V236H52ZM91 235L89 236V238H90L89 241L92 238ZM153 235L154 234H152L150 236H153ZM181 235H178V236H181ZM23 236H25V235H23ZM23 236L21 235V237H22L21 239L19 237V239L21 241H23L25 239V237H23ZM178 236H176V237H178ZM44 237H43V239H47ZM155 237H152V239H149L146 243L144 242L145 245L144 246L141 245V246H143L144 249H147L148 246L154 245L155 243L158 242V240H156ZM159 240L162 243V242H164L163 240H165V239H163V240L159 239ZM166 240H165V242L168 241V240L167 241ZM160 241L158 243H160ZM168 242H171V240H169ZM42 243H44V242L42 241ZM90 244H88V245H90ZM164 245H166V244H164ZM154 246H156V245H154ZM171 247L169 246L168 248L170 249ZM162 248L164 249L165 247L162 246ZM20 249H21V247H19V245H18V247H16L15 252L16 253L19 252ZM28 249H27V251H28ZM90 249H91V247H90ZM144 249H141V251H143ZM158 249H159V251L161 250L160 248H158ZM20 252H21V250H20ZM152 253L153 254L156 253L154 256H152L156 260H159V261L167 263V264H172L171 263L172 260L169 258V256H165L163 254H160V252H158V253L152 252ZM148 254H149L148 257L152 255L150 253H148ZM236 256H238L237 251H236ZM86 262H88V261H86ZM23 263H25V262H23Z\"/></svg>",
    "mask_w": 264,
    "mask_h": 264
},
{
    "label": "clouds",
    "instance_id": "obj_3",
    "mask_svg": "<svg viewBox=\"0 0 264 264\" xmlns=\"http://www.w3.org/2000/svg\"><path fill=\"white\" fill-rule=\"evenodd\" d=\"M216 187H217V185L213 184V188H216Z\"/></svg>",
    "mask_w": 264,
    "mask_h": 264
}]
</instances>
